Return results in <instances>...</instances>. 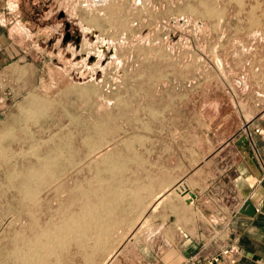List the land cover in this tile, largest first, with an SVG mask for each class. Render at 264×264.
I'll use <instances>...</instances> for the list:
<instances>
[{
	"label": "rangeland",
	"instance_id": "1",
	"mask_svg": "<svg viewBox=\"0 0 264 264\" xmlns=\"http://www.w3.org/2000/svg\"><path fill=\"white\" fill-rule=\"evenodd\" d=\"M20 2L28 33L0 69V264H157L193 170L172 166L179 132L218 95L203 83L264 95V0Z\"/></svg>",
	"mask_w": 264,
	"mask_h": 264
},
{
	"label": "crops",
	"instance_id": "2",
	"mask_svg": "<svg viewBox=\"0 0 264 264\" xmlns=\"http://www.w3.org/2000/svg\"><path fill=\"white\" fill-rule=\"evenodd\" d=\"M21 4L20 0H0V69L5 52L12 54L16 49L13 33H28ZM183 18L177 23L183 24ZM237 52L233 50L232 56ZM224 62L232 69L242 67L238 60L224 57ZM203 84L218 89V95L208 93L214 94L211 111L200 114L202 126L180 130L171 156L173 167L193 169L179 183L195 198L187 201L188 194L182 193V207L170 211L157 225V231L173 233L177 239L163 240L156 263L186 264L192 255L214 253L236 243L240 249L237 264H264V139L254 132L255 126L264 129V112L253 106L264 101V95L250 97L254 84L246 78ZM244 88L250 96H244ZM247 199L255 207L253 216L239 213Z\"/></svg>",
	"mask_w": 264,
	"mask_h": 264
},
{
	"label": "built area",
	"instance_id": "3",
	"mask_svg": "<svg viewBox=\"0 0 264 264\" xmlns=\"http://www.w3.org/2000/svg\"><path fill=\"white\" fill-rule=\"evenodd\" d=\"M247 128V125L245 126ZM254 132L264 139V129L255 126ZM240 249L236 243L222 246L217 252L204 255H192L186 260V264H237Z\"/></svg>",
	"mask_w": 264,
	"mask_h": 264
},
{
	"label": "water",
	"instance_id": "4",
	"mask_svg": "<svg viewBox=\"0 0 264 264\" xmlns=\"http://www.w3.org/2000/svg\"><path fill=\"white\" fill-rule=\"evenodd\" d=\"M60 15H62V13H60ZM67 23H66V28H67ZM185 193L188 194V198L187 201H191L192 199L195 198V194L192 191H185ZM239 213L247 215V216H253L255 213V207L254 205L250 202V200H245L243 205L240 207L239 209Z\"/></svg>",
	"mask_w": 264,
	"mask_h": 264
},
{
	"label": "flooded vegetation",
	"instance_id": "5",
	"mask_svg": "<svg viewBox=\"0 0 264 264\" xmlns=\"http://www.w3.org/2000/svg\"><path fill=\"white\" fill-rule=\"evenodd\" d=\"M65 36H66V37H69V34L67 33Z\"/></svg>",
	"mask_w": 264,
	"mask_h": 264
},
{
	"label": "bare ground",
	"instance_id": "6",
	"mask_svg": "<svg viewBox=\"0 0 264 264\" xmlns=\"http://www.w3.org/2000/svg\"><path fill=\"white\" fill-rule=\"evenodd\" d=\"M99 4V3H98ZM96 22V21H95ZM102 50V49H101Z\"/></svg>",
	"mask_w": 264,
	"mask_h": 264
}]
</instances>
